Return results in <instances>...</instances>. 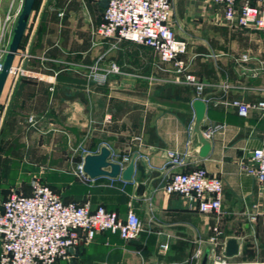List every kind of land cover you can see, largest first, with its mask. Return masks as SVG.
Wrapping results in <instances>:
<instances>
[{"label":"crops","instance_id":"crops-1","mask_svg":"<svg viewBox=\"0 0 264 264\" xmlns=\"http://www.w3.org/2000/svg\"><path fill=\"white\" fill-rule=\"evenodd\" d=\"M19 1L0 0V25L11 16L0 52ZM100 22L92 7L47 11L40 6L28 17L0 95V162L26 163L27 173L40 176L62 202L118 214L129 204L140 221L133 241L102 232L73 248L68 261L53 264H200L206 250L205 264H214L218 250L211 252L207 244L211 217L162 189L171 175L195 168L221 183L220 258L228 264H264V185L243 169L259 146L262 116L250 109L238 117L231 105L264 100V35L214 27L227 46L213 45V55L204 45L187 51L186 71L205 85L203 118L195 123L193 89L176 84L172 68L162 66L150 49L97 36ZM241 55L248 60L240 62ZM203 143L208 151L201 158ZM101 147L112 163L135 156L130 181L78 173L83 157ZM166 151L180 155L183 164H168ZM228 239L237 246L231 257L224 256ZM196 250L200 257L194 260Z\"/></svg>","mask_w":264,"mask_h":264},{"label":"built area","instance_id":"built-area-1","mask_svg":"<svg viewBox=\"0 0 264 264\" xmlns=\"http://www.w3.org/2000/svg\"><path fill=\"white\" fill-rule=\"evenodd\" d=\"M102 1V0H98ZM101 22L95 34L101 38L126 41L150 49L160 63L171 66L176 84L193 89L195 100H203L204 84L186 71V62L179 58L186 51L185 42L175 38L170 23L171 0H103ZM221 8V20L228 28L252 30L264 35V0H207ZM21 4V0L19 1ZM18 13V12H17ZM16 13V15H17ZM61 15V14H60ZM4 18L0 25V38L5 30ZM5 49L0 54L3 57ZM2 59V58H1ZM0 59V62H1ZM240 62L248 60L241 55ZM238 117L247 116L255 109L262 116V131L259 146L250 153V165L244 172L264 185V100L251 105L233 101ZM209 132L204 133L208 138ZM138 140V138H135ZM167 163L181 166L182 157L173 151H166ZM124 158L121 164H127ZM79 174L81 165L77 166ZM29 193H13L0 202V264H53L56 260H69L68 248L79 243L90 242L97 234L108 232L117 235L124 242L135 240L141 232L140 221L127 204L124 214L107 211L102 206L90 209L88 203H63L60 198L37 178L29 182ZM166 195H177L190 204L201 215L210 216L212 226L207 244L213 254L214 264H228L220 258L222 233L219 221L221 183L218 178L208 176L202 168L171 175L163 186ZM253 220V216H250ZM165 250V244L158 246ZM200 251L196 250L192 259L197 260Z\"/></svg>","mask_w":264,"mask_h":264},{"label":"rangeland","instance_id":"rangeland-1","mask_svg":"<svg viewBox=\"0 0 264 264\" xmlns=\"http://www.w3.org/2000/svg\"><path fill=\"white\" fill-rule=\"evenodd\" d=\"M55 1L35 0L30 15L32 16L40 6H43L47 11L55 10ZM98 2V0H71L69 6L77 11L91 6L99 16L100 11L95 6V3ZM221 14V8L218 5L210 4L207 0H171L170 23L174 28L175 38L185 42V58L190 56L187 51L199 49L202 45L207 48V55L216 53L211 48L213 45L216 47L227 46L228 40L224 34L221 32L214 34L212 31L214 27L228 28L222 22ZM27 167L26 163L19 164L17 161L8 162L6 165L0 162V202L15 191L22 195L27 194L25 189L32 178L35 177L41 181L40 176L28 174ZM211 261L213 263V259Z\"/></svg>","mask_w":264,"mask_h":264},{"label":"water","instance_id":"water-1","mask_svg":"<svg viewBox=\"0 0 264 264\" xmlns=\"http://www.w3.org/2000/svg\"><path fill=\"white\" fill-rule=\"evenodd\" d=\"M34 1L35 0H21L20 8L18 10L16 19L10 32L9 40L0 62V95L8 76L13 57L18 50V46L25 30ZM98 5L101 9H103L105 7V1H99ZM191 107L194 113V121L195 123H199L203 118L204 103L196 99L192 101ZM207 151L208 146L203 143L198 150V156L203 158ZM108 158L109 151L105 147H101L97 154L86 155L83 157L81 172L89 179H95L98 177L114 179L120 175V179L122 181H130L133 172V160L135 156L133 155L129 162L122 169L118 164L109 162ZM236 250L237 246L234 239H228L224 246V256L231 257L236 254ZM67 253L72 254L73 249L68 248ZM207 256L208 251L206 250L200 260V264L206 263Z\"/></svg>","mask_w":264,"mask_h":264},{"label":"trees","instance_id":"trees-1","mask_svg":"<svg viewBox=\"0 0 264 264\" xmlns=\"http://www.w3.org/2000/svg\"><path fill=\"white\" fill-rule=\"evenodd\" d=\"M70 1L71 0H56L55 2H56V4H55V6H56V9H65V10H70V9H73V8H71L70 6H69V4H70ZM33 6H34V4H33ZM95 6H97L98 7V9H99V11H100V16H102V11H103V9H101V8H99V6H98V3H95ZM89 7H91V6H88V8ZM144 47V46H143ZM146 48V47H145ZM179 58H182V59H184L185 60V58H184V56H180ZM162 66H169V68L171 67L170 65H168V64H162V63H160ZM2 163V162H1ZM4 165H6L7 163H8V161H6V160H4ZM42 183V182H41ZM29 193V192H28ZM27 193V194H28ZM27 194H25V195H27ZM63 203H67V202H63ZM107 211H111V210H107ZM117 213V212H116ZM121 215V214H120Z\"/></svg>","mask_w":264,"mask_h":264}]
</instances>
